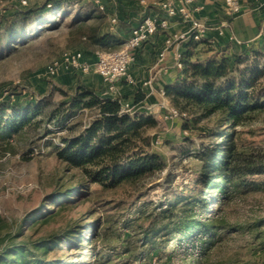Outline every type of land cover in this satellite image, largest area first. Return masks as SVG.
Here are the masks:
<instances>
[{
  "label": "trees",
  "instance_id": "obj_1",
  "mask_svg": "<svg viewBox=\"0 0 264 264\" xmlns=\"http://www.w3.org/2000/svg\"><path fill=\"white\" fill-rule=\"evenodd\" d=\"M71 2L48 0L41 6L18 7L9 18L0 19V28L6 23L5 31L10 34L15 31L18 41L25 40L27 34L23 33L30 26L43 27ZM126 5L132 9L135 6ZM98 10L91 8L73 19L72 24L78 25L83 43L88 48L103 49L121 45L131 29L126 27L125 17H119L115 30L104 29L107 12ZM109 14H115L113 9ZM92 20L95 22L89 24ZM61 21L55 22L56 28ZM260 41V49L203 61L193 59L194 47L199 42L188 40L182 52V79L176 85L167 86L165 91L172 103L187 113L185 129L202 121L212 122L206 136L208 142L196 153L201 162L197 175L199 188L174 204L165 207L161 204L145 217L135 218L136 225L140 226L139 230H133L141 241L139 246L151 243L153 251L175 245L174 254L183 252L182 264H202L208 261V255L225 235L238 230L228 221L224 210L241 192L237 177L243 170L237 161L242 138L237 127L256 121L264 113V83L261 82L264 33ZM62 91L65 98L46 112L38 100L25 105L10 97L0 101V141H8L37 126L39 121L35 118L42 113L58 118L78 109L97 110L95 118L80 131L63 136L62 145L51 144L56 157L68 169H77L83 179L53 190L26 214L16 231L9 234V241L0 248V264H83L82 260H74L79 253L74 251L91 249L92 243L100 238L102 218L94 216L93 208L77 214H72V210L88 195L90 185L98 184L106 189L136 185L162 167L161 156L146 148L152 139L145 134L146 127L156 124L154 118L141 112L121 113L119 97H102L84 84H78L71 94ZM141 99L138 96L136 101ZM51 224L55 226L47 228ZM124 249L127 253L133 251L130 245ZM90 251L94 254L93 264H101L100 252ZM110 262L108 259L103 264Z\"/></svg>",
  "mask_w": 264,
  "mask_h": 264
},
{
  "label": "rangeland",
  "instance_id": "obj_2",
  "mask_svg": "<svg viewBox=\"0 0 264 264\" xmlns=\"http://www.w3.org/2000/svg\"><path fill=\"white\" fill-rule=\"evenodd\" d=\"M47 1L27 0V4H22V0H0V19L9 18L18 7L41 6ZM71 1L59 11L57 17L48 19L43 27L32 25L24 31L23 34H27L25 40L18 41L15 31L12 34L5 31L6 23L0 28V98L10 97L22 105L38 100L45 112L53 109L65 98L64 92L54 83L56 80L47 79V83L41 84L43 79L38 74H41L44 67L63 50L80 46L87 49L79 34L78 25L72 24L76 14L85 13L91 8L99 9L98 2L104 4V13L107 12V15L103 20V27L107 29L110 28L109 13L112 7L121 2ZM122 1L135 5L131 11L135 15L134 19H140L144 14L150 13V10H156L151 4L160 0H145V4H141L140 0ZM242 2L247 4L250 1ZM120 9L118 6L114 12L118 21L119 17L123 18L127 12L124 11L125 8L122 11ZM219 17L214 16L212 20ZM57 20L62 21L56 28ZM93 22L95 21L92 20L89 24ZM260 22L264 26V21ZM215 23L210 21L209 28L216 26ZM234 34L239 40L243 38V35L236 32ZM13 41L15 42L12 43ZM198 42L194 47L193 59L203 61L211 57L221 59L228 45L234 47L233 53L228 52L229 55H226L228 58L251 49H260V46L255 44L248 43L250 45L247 46V42ZM250 58L253 60L254 57ZM232 65L233 62L230 66ZM243 66L244 64H240V67ZM81 75L77 74L76 78L79 79ZM261 82L264 83V76ZM124 102L132 103L131 100ZM135 109L136 112L143 111L139 106ZM47 114L48 112L37 115V126L14 135L8 141H0V248L9 241V234L16 231L26 214L36 208L45 196L57 188L83 179L77 169H68L56 157L51 144L61 145L63 136L70 135L72 131H80L84 124L95 118L97 110L78 109L58 118H50ZM144 115L156 120V124L146 127L145 134L152 138L146 148L161 156L162 167L136 185L106 189L98 184H91L88 195L72 210V214H77L87 208H93L96 211L94 216L102 218L100 238L92 243L90 249L100 252L101 264L108 259H111L109 264L183 262V252L174 254L175 245L153 251L151 243L144 247L139 246L141 241L134 233L140 226H137L134 220L152 213L161 204L163 207L166 204H174L180 197L187 196L199 188L197 175L201 162L196 153L203 143L208 142L206 136L212 128V122L202 121L198 125H191V129L185 134L184 119L175 121ZM237 129L241 130L239 136L242 138L237 161L243 170L237 177L241 192L228 203L224 212L228 221L238 230L225 235L208 255V261H203L202 264H264V113L260 114L256 121L240 125ZM64 213L68 214L66 211ZM127 224L132 227H127ZM53 226L55 224L47 228ZM128 245L133 249L131 253L125 252L124 248ZM90 250L74 251L79 252L74 260L93 264L94 254ZM140 252L142 254H139Z\"/></svg>",
  "mask_w": 264,
  "mask_h": 264
},
{
  "label": "built area",
  "instance_id": "obj_3",
  "mask_svg": "<svg viewBox=\"0 0 264 264\" xmlns=\"http://www.w3.org/2000/svg\"><path fill=\"white\" fill-rule=\"evenodd\" d=\"M207 1V0H206ZM206 1L199 0H160L153 2L151 5L156 7L154 13H148L143 16L137 25L132 27L123 41L117 48H95L91 56L93 61L87 59V49L83 46L65 49L58 56L54 57L44 68L41 79H55L61 75L71 73L87 74L96 72L99 74L107 86L103 91L105 97L116 98V81L125 79L131 83L134 82L129 67L135 60L134 50L138 49L144 42L151 39L159 30H165L166 38L164 48L159 53V59H163L166 50H175L176 65L183 69L181 45L193 39L198 42L206 37L209 30V22L207 18H200L196 15L197 11H201L206 6ZM211 3L221 2L225 12L229 16H238L244 12H256L264 8V0H252L244 4L242 0H208ZM141 4H145V0H140ZM22 4H27V0H22ZM97 7L101 11H105L106 5L98 2ZM110 29L115 30L118 17L115 14L109 16ZM174 19H179L187 25L183 31H172L171 23ZM229 22L224 21L216 26L217 35L223 36L228 32ZM230 30V29H229ZM228 37L231 41L242 43L235 34L230 31ZM215 38L209 39L215 42ZM152 78L143 82L144 86L151 87ZM163 96H167L166 91L161 90ZM2 98H0V101ZM136 105L121 100V113L135 114ZM161 118L165 120L184 119L187 113L180 110L170 101H162L160 104ZM88 111L87 108L83 109ZM184 133H188V129H184ZM157 143L159 140L156 141ZM61 145L63 143H60Z\"/></svg>",
  "mask_w": 264,
  "mask_h": 264
},
{
  "label": "crops",
  "instance_id": "obj_4",
  "mask_svg": "<svg viewBox=\"0 0 264 264\" xmlns=\"http://www.w3.org/2000/svg\"><path fill=\"white\" fill-rule=\"evenodd\" d=\"M200 1L205 2L206 0H199V2ZM126 4L127 2L121 0V2L116 3L115 6H119L121 11L124 8L126 9L124 11H127L126 14L128 15L125 14L126 16H124V22L127 28H132L139 23L141 18L134 19L135 15H133V12L131 11V6ZM116 7H112L113 12H115ZM154 12L155 10H150V13ZM196 15L200 18H207L209 24L210 21L216 22L214 24L216 26L225 20L229 22L230 28H228L226 35L218 36L216 26H214L209 28L203 42L207 41L210 43L211 41H209V39L215 38V42L211 43H216L218 40L220 42L224 41L228 43V40L231 41L228 37V33L232 31L233 33L236 32L239 35H243L241 42H247V46L250 44H255L256 46L260 45V40L264 33V26L260 22L261 20L264 21V8L258 10L255 14L247 11L238 16H229L225 12L221 2L211 3L207 0L205 8L201 11H197ZM214 16L220 17L216 20H212ZM186 28V24L181 22L179 19H174L171 23L170 29L172 31H183ZM166 33L167 32L165 30H159L151 39L144 42L138 49L134 50L135 60L129 67V72L134 80L133 83L125 79H119L116 81V97H119L122 101L131 100L133 104L143 109V111H140L141 114H149L153 115V117L161 116L160 104L162 101L168 100L172 103L170 96H163L161 94V90H165L167 86L178 84L183 75V69H180L176 65L174 49L166 50L165 57L163 59H159V53L164 48ZM187 42L188 41L181 45L182 52L186 49ZM95 48L97 47H87V59L90 61H93L91 53ZM233 48L234 47L232 45L226 46V51H224L225 55L233 53ZM149 78L153 79L151 87L144 86L143 82ZM54 80H56L54 83L57 85L58 89L65 90L70 94L74 91L78 84H84L94 89L102 97H104L103 91L107 86L104 79L96 72L82 74L79 79L76 78V75L67 73L55 78ZM46 81L47 79H43L40 83L45 84ZM138 96H142V99L137 102L136 98Z\"/></svg>",
  "mask_w": 264,
  "mask_h": 264
}]
</instances>
